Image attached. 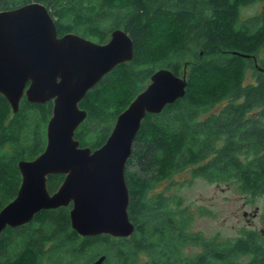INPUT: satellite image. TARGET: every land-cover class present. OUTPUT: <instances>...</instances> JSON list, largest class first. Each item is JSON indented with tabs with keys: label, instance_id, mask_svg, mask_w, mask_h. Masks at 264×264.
<instances>
[{
	"label": "trees",
	"instance_id": "trees-1",
	"mask_svg": "<svg viewBox=\"0 0 264 264\" xmlns=\"http://www.w3.org/2000/svg\"><path fill=\"white\" fill-rule=\"evenodd\" d=\"M32 2L48 8L60 37L74 33L104 44L122 29L134 42V59L80 103L87 112L75 134L81 147H102L158 70L186 74L188 86L183 98L146 116L133 143L125 171L132 237H82L72 229V206L45 210L3 232L0 264H92L102 256L105 264H264L262 232L244 231L227 244L208 240L190 231L188 209L168 194L185 172L264 198V72L257 68L264 69V0H0V11ZM52 112V102L24 97L13 114L0 94V211L18 193V162L44 152ZM63 179L49 176L50 193ZM188 245L202 251L186 256Z\"/></svg>",
	"mask_w": 264,
	"mask_h": 264
},
{
	"label": "water",
	"instance_id": "water-1",
	"mask_svg": "<svg viewBox=\"0 0 264 264\" xmlns=\"http://www.w3.org/2000/svg\"><path fill=\"white\" fill-rule=\"evenodd\" d=\"M248 58V55L234 53ZM134 59V42L122 29L96 43L81 35L59 36L48 8L38 2L0 11V94L17 114L24 96L29 103H53L45 150L18 162L22 182L14 200L0 211V238L8 228L30 223L45 210L72 206V229L82 237L130 238V193L125 171L133 143L148 114H160L186 94V74L168 69L153 74L117 118L106 143L97 150L75 138L87 112L80 103L107 74ZM264 72L263 68L257 66ZM64 175L51 194L48 178ZM99 257L92 264H105Z\"/></svg>",
	"mask_w": 264,
	"mask_h": 264
},
{
	"label": "rangeland",
	"instance_id": "rangeland-1",
	"mask_svg": "<svg viewBox=\"0 0 264 264\" xmlns=\"http://www.w3.org/2000/svg\"><path fill=\"white\" fill-rule=\"evenodd\" d=\"M19 3L20 0H12ZM260 5L247 8L243 15H252ZM248 81H252L248 76ZM176 184L168 189L170 197L186 207L192 217L190 231L201 233L206 239L227 244L240 237L244 231L264 229V198H253L238 189L233 182H209L203 178L192 179L189 173L175 176ZM165 183L158 186L163 190ZM257 215V216H255ZM199 246L184 248L186 256H196Z\"/></svg>",
	"mask_w": 264,
	"mask_h": 264
},
{
	"label": "flooded vegetation",
	"instance_id": "flooded-vegetation-1",
	"mask_svg": "<svg viewBox=\"0 0 264 264\" xmlns=\"http://www.w3.org/2000/svg\"><path fill=\"white\" fill-rule=\"evenodd\" d=\"M25 98H26V96H24ZM20 172V171H19ZM20 175H21V173H20ZM63 177H64V179H65V176L64 175H62ZM64 179H63V181H64ZM21 182H22V175H21ZM63 183V182H62ZM21 185V184H20ZM59 189V188H58ZM55 193V192H54ZM51 194H53V193H51ZM255 216H257V215H255ZM260 232H262V234L264 235V229H262V231H260Z\"/></svg>",
	"mask_w": 264,
	"mask_h": 264
}]
</instances>
